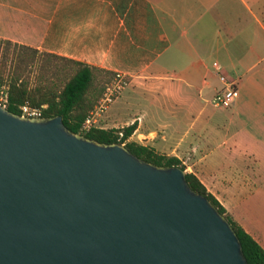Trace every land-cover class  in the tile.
<instances>
[{"label": "crops", "instance_id": "1", "mask_svg": "<svg viewBox=\"0 0 264 264\" xmlns=\"http://www.w3.org/2000/svg\"><path fill=\"white\" fill-rule=\"evenodd\" d=\"M0 39L123 74L117 128L135 123L129 140L177 158L264 250V0H0ZM220 76L228 108L211 104Z\"/></svg>", "mask_w": 264, "mask_h": 264}, {"label": "water", "instance_id": "2", "mask_svg": "<svg viewBox=\"0 0 264 264\" xmlns=\"http://www.w3.org/2000/svg\"><path fill=\"white\" fill-rule=\"evenodd\" d=\"M0 264H247L180 167L0 107Z\"/></svg>", "mask_w": 264, "mask_h": 264}, {"label": "trees", "instance_id": "3", "mask_svg": "<svg viewBox=\"0 0 264 264\" xmlns=\"http://www.w3.org/2000/svg\"><path fill=\"white\" fill-rule=\"evenodd\" d=\"M2 45L8 47L12 45L20 53L21 51H25L21 53L25 56V59L20 56L19 63L26 64L32 62L34 61V55L41 54L44 57L68 63L73 68V72L69 74L67 80L60 86L40 80L31 85L29 81L22 80L20 73L11 75L6 84L8 86V105L6 109L9 112L20 116V107L24 104L36 108L46 106L40 118L60 116L64 126L74 134L82 135L101 144L124 145L127 150L143 161L157 166L180 167L183 171L185 170L177 158L158 154L150 146L129 140L136 129L135 123L123 128H93L87 132L82 130L88 113L92 110L101 95V92L96 90V85L100 83L104 76L102 73L107 77H111L113 73L55 55L38 53L34 49L0 39V46ZM20 53L17 54L19 55ZM4 81L3 73H0V86L3 85ZM120 133L122 134L121 137ZM185 176L190 188L207 197L219 213L230 223L239 238L247 264H264V250L262 247L227 214L226 210L207 192L206 188L194 174L185 173Z\"/></svg>", "mask_w": 264, "mask_h": 264}, {"label": "rangeland", "instance_id": "4", "mask_svg": "<svg viewBox=\"0 0 264 264\" xmlns=\"http://www.w3.org/2000/svg\"><path fill=\"white\" fill-rule=\"evenodd\" d=\"M22 52L25 51H21V53ZM17 53L20 52H18L17 48H14L12 45L10 47L6 45L0 46V73H3L5 79L3 84H7L11 75L20 73V75H22V80L29 81L31 85L40 80L45 83L60 86L67 80L69 74L73 72V68L68 63L54 58L44 57L41 54L34 55V61L32 62H28L26 64L19 63L18 61L20 56L24 59L25 56L21 53L18 55ZM102 74L104 76L102 77L100 83H97L96 85V90L101 92L99 98L102 96L105 87L112 78V76L107 77L104 73ZM96 103L94 104L92 110L94 109ZM114 103L115 102L109 106L106 114L102 117L99 123L96 124V126H99L102 129H112L120 126V122L115 119L113 114Z\"/></svg>", "mask_w": 264, "mask_h": 264}, {"label": "built area", "instance_id": "5", "mask_svg": "<svg viewBox=\"0 0 264 264\" xmlns=\"http://www.w3.org/2000/svg\"><path fill=\"white\" fill-rule=\"evenodd\" d=\"M225 88L215 94L211 100V104L218 108H228L230 107L232 101L235 98V87L234 84L228 81L225 77H219ZM129 82L123 74L116 73L111 78V81L105 87L102 96L98 99L95 107L91 110L82 126L83 131H90L93 128L102 129L96 126L97 123L106 114L109 106L118 99L122 92L127 88ZM8 105V86L3 84L0 86V107L6 109ZM46 106L40 108L31 107L28 104H24L20 107L22 117L27 118H40L42 111ZM122 134L120 133V137Z\"/></svg>", "mask_w": 264, "mask_h": 264}]
</instances>
